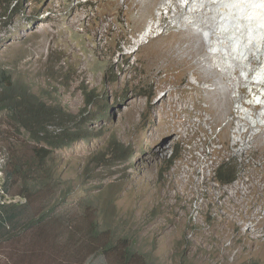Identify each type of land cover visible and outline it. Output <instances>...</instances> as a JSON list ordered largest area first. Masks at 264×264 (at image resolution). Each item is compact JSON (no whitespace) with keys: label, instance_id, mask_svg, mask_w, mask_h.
<instances>
[{"label":"rangeland","instance_id":"374dc122","mask_svg":"<svg viewBox=\"0 0 264 264\" xmlns=\"http://www.w3.org/2000/svg\"><path fill=\"white\" fill-rule=\"evenodd\" d=\"M175 7L0 0V77L66 109L71 118L52 134L87 136L55 153L68 207L98 199L104 227L128 235L151 264H264V107L244 68L223 76ZM254 60L244 62L256 77ZM0 150V195L20 201L16 187L3 191L2 141ZM225 159L237 171L231 185L218 181Z\"/></svg>","mask_w":264,"mask_h":264},{"label":"trees","instance_id":"16d2710c","mask_svg":"<svg viewBox=\"0 0 264 264\" xmlns=\"http://www.w3.org/2000/svg\"><path fill=\"white\" fill-rule=\"evenodd\" d=\"M70 118L65 108L48 107L16 89L9 76L0 77V141L8 151L2 187L8 194L16 187L20 198L4 202L0 195V256L4 253L6 264H151L128 235L104 227L98 199L82 196L75 206L66 204L55 153L87 136L66 129L54 135L49 127ZM15 131H24L30 141ZM229 162L217 171L223 185L237 180Z\"/></svg>","mask_w":264,"mask_h":264},{"label":"bare ground","instance_id":"6f19581e","mask_svg":"<svg viewBox=\"0 0 264 264\" xmlns=\"http://www.w3.org/2000/svg\"><path fill=\"white\" fill-rule=\"evenodd\" d=\"M175 4L185 15L180 23L189 26L192 23L198 28L197 34L203 36L202 44L210 48L222 67L221 74L234 78L239 69L244 68L252 94L259 96V103L255 105L256 100H253L254 105L264 107V0H175ZM204 30L207 31L205 36ZM255 55L259 64L254 73L256 77L248 64ZM245 58L248 63L244 62ZM241 91L245 89L240 88Z\"/></svg>","mask_w":264,"mask_h":264}]
</instances>
